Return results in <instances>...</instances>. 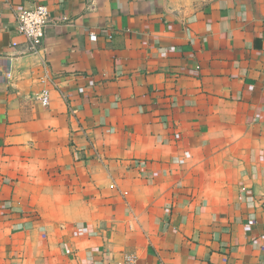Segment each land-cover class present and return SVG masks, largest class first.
<instances>
[{
	"label": "crops",
	"instance_id": "obj_1",
	"mask_svg": "<svg viewBox=\"0 0 264 264\" xmlns=\"http://www.w3.org/2000/svg\"><path fill=\"white\" fill-rule=\"evenodd\" d=\"M125 256L264 264V0H0V264Z\"/></svg>",
	"mask_w": 264,
	"mask_h": 264
},
{
	"label": "built area",
	"instance_id": "obj_2",
	"mask_svg": "<svg viewBox=\"0 0 264 264\" xmlns=\"http://www.w3.org/2000/svg\"><path fill=\"white\" fill-rule=\"evenodd\" d=\"M15 23L16 33L25 40L30 53L36 54L43 43L49 27V11L47 7L36 5L32 8L19 9L15 13ZM89 38L91 41H95L96 35L89 33ZM38 98L43 107H48V91L43 90ZM176 138L178 137L176 136ZM121 264H137V262L132 256H125Z\"/></svg>",
	"mask_w": 264,
	"mask_h": 264
}]
</instances>
